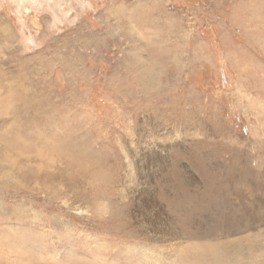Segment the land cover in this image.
Returning <instances> with one entry per match:
<instances>
[{"label": "rangeland", "instance_id": "rangeland-1", "mask_svg": "<svg viewBox=\"0 0 264 264\" xmlns=\"http://www.w3.org/2000/svg\"><path fill=\"white\" fill-rule=\"evenodd\" d=\"M0 264H264V0H0Z\"/></svg>", "mask_w": 264, "mask_h": 264}, {"label": "bare ground", "instance_id": "bare-ground-1", "mask_svg": "<svg viewBox=\"0 0 264 264\" xmlns=\"http://www.w3.org/2000/svg\"><path fill=\"white\" fill-rule=\"evenodd\" d=\"M245 189V188H244ZM151 223V222H150ZM153 226V225H152ZM222 230V229H221ZM170 232V231H169ZM219 233V232H218ZM161 239V238H160ZM237 246V245H236ZM222 250V249H221ZM223 251V250H222ZM195 257V256H194Z\"/></svg>", "mask_w": 264, "mask_h": 264}]
</instances>
